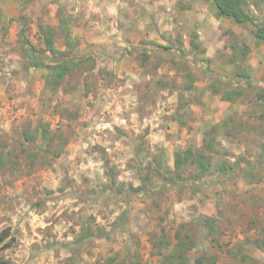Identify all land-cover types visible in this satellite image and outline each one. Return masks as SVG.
Listing matches in <instances>:
<instances>
[{
	"label": "rangeland",
	"instance_id": "374dc122",
	"mask_svg": "<svg viewBox=\"0 0 264 264\" xmlns=\"http://www.w3.org/2000/svg\"><path fill=\"white\" fill-rule=\"evenodd\" d=\"M56 1L74 16L77 34H91L92 26L84 20L87 0H79L78 12L76 0H34L17 20L0 24V34L25 30L29 42L42 48L38 26L57 28ZM245 10L253 22L243 25L246 38L237 43L235 59L244 70H260L259 84L243 87L237 111L202 134H191L188 124L172 118L190 98L176 92L185 88L183 81L169 79L167 91L141 74L131 80L124 74L104 78V65L98 62L93 72L77 69L57 90L46 88L45 70L35 76L38 82L28 80L23 95L30 99L18 108L22 116L8 131H0L7 160L0 170V235L9 229L13 238L1 257L9 264H164L180 236L191 233L195 220L207 213L213 225L193 235L197 246L187 264H264V122L257 116L264 113V99L256 98L264 90V51L241 54L247 41L258 48L254 35L264 26V0H247ZM57 34L60 49L64 40L59 30ZM77 41V58L93 55L80 53ZM43 57L46 64L55 58ZM222 58L228 66V53ZM2 64L0 60V78H6ZM15 73L28 79L21 71ZM28 125L39 134L37 144L23 141L21 133ZM214 127L216 150L206 152L213 158L209 172L194 181L195 170H187L181 186L162 189L164 176L171 175L165 170L174 169L175 152L203 147L211 139L206 132ZM44 131L49 132L52 152L43 148ZM56 149L61 150L58 157ZM220 164L241 169L238 179H213ZM140 167L151 175L145 183ZM83 228H92L95 235L73 255L69 247Z\"/></svg>",
	"mask_w": 264,
	"mask_h": 264
},
{
	"label": "crops",
	"instance_id": "0c3cea01",
	"mask_svg": "<svg viewBox=\"0 0 264 264\" xmlns=\"http://www.w3.org/2000/svg\"><path fill=\"white\" fill-rule=\"evenodd\" d=\"M79 2H73L77 12ZM85 3V9L89 10L84 20L92 28L91 34H77L76 27L72 28L73 37L81 44L79 52L93 53L89 55L97 60L96 65L97 62L104 65L100 70H110L114 78L124 74L131 80L141 74L152 80L151 85L167 91L171 78L183 81L185 88L190 86V89L176 92L190 97L185 99L187 105L183 119L191 134L204 133L210 124L237 111L238 105L243 103V95H232V100L224 99L223 95L225 91L246 87L244 81L236 78L240 63L234 55L237 43L246 38L244 26L217 17L213 0H87ZM33 4L34 0H0L1 26L17 20L26 5L29 8ZM3 29L7 31L6 27ZM18 40L19 34H0V60L4 62L6 77L0 78V131H8L9 125L22 116L23 110L18 108L22 101L30 99L29 94L27 97L23 95L28 80L38 82L35 76L40 70L44 73L43 69L23 70L24 60L18 50ZM245 43L249 53L264 51V43L257 49L251 41ZM60 49L64 50L65 46ZM223 53H228V66L223 62ZM239 66L244 70L242 64ZM223 68H228L231 73ZM18 71L28 79L15 75ZM244 71L258 83L259 69H253V73ZM186 113L190 117L185 116Z\"/></svg>",
	"mask_w": 264,
	"mask_h": 264
},
{
	"label": "trees",
	"instance_id": "16d2710c",
	"mask_svg": "<svg viewBox=\"0 0 264 264\" xmlns=\"http://www.w3.org/2000/svg\"><path fill=\"white\" fill-rule=\"evenodd\" d=\"M216 8H217V17L219 18H228L232 20L237 26H243L245 24H249L253 22L252 17L245 10V6L247 5V0H213ZM57 4V13L59 18V24L57 28L51 25H39V39L43 42V47L38 49L33 46L29 40L26 38L24 31L21 30L19 33L18 40V50L23 57V70L25 72L30 69H43L45 70V85L46 88L51 90H57L64 85V82L73 77L74 72L78 69L81 73L93 72L96 69V60L92 56H86L82 58H77L76 52L78 47V41L73 37V22L74 17L69 15L67 9L64 5L60 4L58 1L55 2ZM61 32V36L64 40V50H60L56 47V39H57V31ZM264 43V26L258 27L255 33V44L261 45ZM250 49L244 44L243 49L241 50V54L245 57L248 55ZM53 55L55 58H52L49 64L45 63V59L43 55ZM236 57V52H235ZM88 67L86 68V65ZM239 71L236 74V78L238 81H244L246 86L256 85L255 80L251 77V75L242 70L241 66L238 65ZM242 70V71H241ZM100 74L102 77L106 78L109 76L110 78H114L113 72L107 69L100 70ZM84 82H82L83 84ZM161 84H166L162 83ZM81 83L79 85H82ZM82 87V86H81ZM167 88V87H166ZM191 87L187 86L185 89H190ZM168 89V88H167ZM259 90V88H258ZM182 95V94H181ZM241 97L244 95V90H236V91H225L223 95L224 99L232 100L233 96ZM257 100L264 99V90L262 92L257 91L256 94ZM186 102H181L180 105L176 108V114L172 116V118L179 122L181 125H185L186 122L183 119V111L186 107ZM258 118L264 122V113L259 115ZM226 123V122H225ZM218 131V127H214L209 132H206L205 136L210 135V140H207L203 147L195 149V148H187V149H179L174 154V169L173 170H165L168 173L171 172L169 177L164 176V182L162 184V189L174 188L181 186L179 183L183 179V174L186 173L187 170L193 171L195 173L191 174V178L194 181H199L202 179L203 175L208 173L209 170L213 167L212 164V156H209L206 152L215 151L214 147V139L212 134ZM39 134H35L32 131V126L28 125L21 133L23 137V141L27 142L29 145L37 144ZM49 132L44 131L41 133V137L46 141V151L52 152V141L49 140ZM48 141V142H47ZM24 144V142H22ZM55 156L58 157L61 154V150H54ZM6 156L4 153V149L0 148V170L5 169L7 166ZM141 173V182L145 183L150 180L151 175L145 174V169L139 168ZM189 171V173H190ZM217 176H211L217 178V182L220 181H233L238 179L241 174V169L234 168L231 165L220 164L217 169ZM188 173V174H189ZM210 177V178H211ZM189 179V178H187ZM170 181V184L168 183ZM209 184V183H208ZM142 188H133L134 191H141ZM196 226L193 227V226ZM213 225V218L207 216V213L204 215H200V217L195 220L192 224L191 229L192 232L187 234L186 236L179 238V241L176 245V249L173 254L171 253L169 256L165 258L164 264H187L188 255L191 254L193 250L196 249L197 243L196 239L193 235H198L201 232V229L205 227H210ZM98 232H101L102 229H97ZM9 229H5L2 231L0 235V253L2 248L8 247L12 242L13 238L10 234ZM188 233V232H187ZM95 235V232L92 228H83V232L76 238L73 242V246L69 247L73 255L77 253L80 248H83L87 241H90ZM103 236L102 234L99 235ZM178 237V236H177ZM7 239H10L7 241ZM7 241V242H6ZM163 243V242H161ZM111 263H115L114 260H110ZM145 264L144 262H138L136 264ZM0 264H9V262L0 256ZM196 264H203L201 261H197Z\"/></svg>",
	"mask_w": 264,
	"mask_h": 264
}]
</instances>
